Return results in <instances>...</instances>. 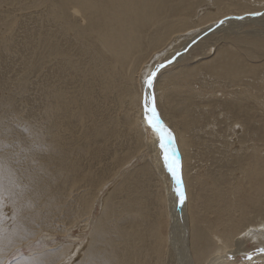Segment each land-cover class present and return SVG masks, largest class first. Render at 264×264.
<instances>
[{
  "label": "bare ground",
  "instance_id": "6f19581e",
  "mask_svg": "<svg viewBox=\"0 0 264 264\" xmlns=\"http://www.w3.org/2000/svg\"><path fill=\"white\" fill-rule=\"evenodd\" d=\"M6 1L12 8L24 3L33 4L36 22L40 29L26 33L27 38L32 39V42L25 39L31 47L27 49L28 58L32 57L31 60H33L35 57L42 70L52 71L49 79L44 76L43 82H47L48 85L44 84L42 88L41 116L45 119L44 125L47 122V127L44 129L43 125L40 129L36 128L34 135L36 134L37 139L35 138L32 143L36 149L31 148L37 152L44 151L46 157L50 159L42 161L43 163L36 160L39 162L37 167L39 166L44 173L43 179L38 180L37 188H35L37 195L32 196L31 193L34 190L30 191L28 189L30 186L27 188V185L21 183V174L14 166L0 159V177L3 179L1 183L7 185L5 193L17 209L15 223L23 222L28 210L32 211V215H36L39 212L38 208L44 203L55 206L62 201V196L50 191L45 195L44 203L35 205L37 199L40 198V203L44 200H41L43 196L38 197V195L50 189L51 184L48 182L58 183L60 187L65 185L69 190L71 186L77 189L80 187L79 179L77 181L70 178L71 173L77 171V166L65 164L56 159L59 157L62 158L61 160L66 159L59 156L61 154L59 152L65 146L67 147V144L62 145L70 134L71 125H83L91 121L95 115L94 108L98 104V98L101 96L107 100L111 96L110 100H116L118 105L129 106L132 112L135 111V121L131 113L127 115L129 130L133 129L131 125H136L142 136L146 134L147 140H149L148 135L150 136L148 150L155 153L154 160L157 161L160 156L164 175L166 177L169 175L170 182L173 181L174 197L170 194L166 195L165 187L160 185V194L156 195L160 203V217L151 226H146L149 230L148 237L143 239L138 237L141 236L138 229L143 228L141 225L148 216L145 210L147 206L143 202L145 197H140L135 192L129 202L126 201V206L130 207H128L127 215L123 214L124 209L118 212L116 210L118 208H114L110 200L105 205L103 218L96 222L90 235L88 245L90 254L88 253L80 264H163L168 259L167 255L171 253L175 264H208L210 259H212L211 264H232L233 262H229L226 255L251 249H254L253 253H257L260 247L264 249V8L249 5L241 10L244 12H228L220 18L218 14L214 20L208 21L210 24L204 26L191 24L212 10L213 0H200V9L204 4V10L199 9L197 12H195L196 3L192 0ZM225 1L232 0H218L221 5H225ZM234 1L235 3L246 2V0ZM229 16H233L235 20H228ZM220 21L225 22L215 33L223 31L233 23L253 24L255 29L245 30L241 36L227 37L228 47L214 50L211 47L208 53L202 56L205 59L202 65L206 66L208 72L214 77L216 81L214 87H217V90L214 87L208 91L202 88L201 93H196L193 88L190 89L197 97L206 98L203 104L204 107L213 109H209L211 114H220L217 122L223 125L226 134L229 149L228 167L232 173L229 176L231 188L226 194L224 189L212 184L213 188L210 191L213 197L208 199L207 206L214 220H211L209 226L205 228L194 225L193 220L190 219L191 215L190 220L185 223L188 218L187 206L190 204V208L192 207L194 186L199 181L200 175L196 169L187 166L185 159L182 158L180 146L176 147L174 140L175 129L172 122L174 119L178 122L182 118L178 104L174 106V95H171L176 84L168 81L164 89L160 87V81L168 77L171 70L185 60V55L162 70L151 89L146 87L145 82L158 65L167 62L182 47H186L198 38L200 33L218 26ZM0 23L4 27L16 26V23L5 24L2 17ZM25 42L24 44L27 45ZM199 45L202 44L199 42L194 48ZM5 46L4 49L1 46L3 51L7 50ZM194 48L186 56L193 52ZM203 58L200 59L203 60ZM175 76L173 74V77ZM189 78L188 74L182 81L176 77V80L180 82L176 86L181 89L179 85L184 87L186 82L189 85ZM134 83L139 87L138 93L134 90ZM146 93L155 95L160 120L161 122L163 120V125L172 133L173 139L165 140V144L175 149V157L180 162V175L187 197L183 205L178 202L171 173L164 164L162 166L164 150L161 147L160 134L154 132L152 136V132L150 133L147 129L149 124L144 110ZM112 105L114 106V103ZM188 113H190L189 110ZM91 122L97 123L96 119ZM96 129V136L99 137L100 128L96 127ZM185 135H187L186 132ZM176 137L183 136L179 134ZM182 145L183 147L189 145L186 139L182 140ZM156 161L154 163L152 159H149L147 162L156 169L158 167L154 165ZM144 167L147 169L148 163ZM149 174V170H144L138 174V177H149ZM218 182L223 183L222 177ZM67 188L63 190L67 191ZM144 189L140 193H148V187ZM115 194L118 198L122 193L120 194V190H117ZM195 197L203 202L200 194ZM171 198L174 202L173 207L172 204L169 205ZM89 204V200L83 198V207L75 216L77 219L86 214H88V220L90 219L93 205ZM58 208L60 209L61 205H57L56 209ZM164 222L168 226L167 234L162 233ZM123 224H130L131 226H128L133 231H128ZM52 226L53 223L48 221V224L43 227L52 229ZM44 228L41 227L39 230ZM40 232L31 230L30 235L35 236ZM68 232L65 231L66 234ZM19 234L21 232L15 231L11 236L14 238ZM11 236H0V245L12 243ZM98 239L101 241L99 242ZM67 244L60 249L62 252L59 256H63L65 252L62 264L69 262V259L75 257L79 251L75 244L71 242ZM69 246L72 248H68ZM262 252L263 254L257 255L253 262H264V251ZM219 259L223 261L220 263Z\"/></svg>",
  "mask_w": 264,
  "mask_h": 264
},
{
  "label": "rangeland",
  "instance_id": "374dc122",
  "mask_svg": "<svg viewBox=\"0 0 264 264\" xmlns=\"http://www.w3.org/2000/svg\"><path fill=\"white\" fill-rule=\"evenodd\" d=\"M192 1L196 3L195 12H197L201 7L200 0ZM212 2L214 5V7L211 6L212 10L208 13L206 12L207 14H204L201 19L194 20L191 25L203 24L207 26L218 14L220 18L228 12H244L241 10L249 7V5L256 8H264V0H246V2L241 1L238 3L232 0L225 1V5L219 4L218 0H213ZM203 5L202 7L204 8ZM10 7L6 0H0V21L2 17L5 24L8 22L16 23L14 28L4 27L0 23V159H4V161L10 163L17 169L21 174V183L27 185V188L30 186L28 188L30 191L34 190L31 193L33 196L37 195L35 188H37L38 180L44 177V173L39 169V166L37 167L38 161L40 160V163H43L42 161L50 160L46 157L44 151H34L36 146L32 145V143H34L35 138L37 139L36 134L34 135L35 130L37 131L36 128L40 129L44 125L43 122H45V119L41 116L43 105L42 88L47 82H43V80L44 76L49 79L52 71L49 69L42 70L39 67L38 59L35 57L33 60H31L32 57L28 58L27 49L31 47L28 46L27 40L32 42V39H28L27 34L30 30V32H33L40 29L39 24L36 22L33 4L24 3L15 8ZM203 8L200 10H204ZM231 17L229 16L227 19L235 20L233 16ZM222 24L219 22L218 26H213L205 33H200L198 35L199 37L194 39L195 42L191 41L186 47H182L178 53H174L175 55L167 62L158 65L154 72L155 76L153 77L154 83L162 70L173 65L179 57L185 55V60L178 67H174L168 77L160 81V87L164 89L168 81H173L177 85L180 82L176 80V77H179L182 81L183 77H187V74L190 76L189 85L185 81L186 85L184 87L179 85L181 87L180 89L175 85L171 92V95H174V106L178 104V110L182 114L180 121L177 122L174 119L172 123L175 129L173 133L176 147L180 146L182 158L185 159L187 166L196 169L200 175L199 181L194 186V197L191 199L192 207L190 208V204L187 206L188 218L185 223L191 219L194 225L197 224L199 227L202 226L205 228L209 226L211 220H214L207 206L208 199L213 197V193L210 191L213 188L212 184H216L221 189H224V194H226L231 188L229 176L232 173L228 167L229 149L227 147L226 134L223 125H219L217 122L220 114H211L209 109H213L204 107L203 104L206 98L203 96L197 97L190 89L193 88L196 93H201L200 90L202 88L208 91L214 87L216 83L214 77L208 72L206 66L202 65L205 61L203 58L204 54L208 53L211 47L213 50L215 48L222 49L223 47H228L226 44L227 37L241 36L245 33V30L255 29L253 24L233 23L223 31L215 33ZM208 36L210 37L208 38ZM199 42L202 45L194 48ZM4 45L7 48L5 51L2 50V48L4 49ZM193 48L195 50L186 56ZM200 58H203V60ZM184 73L186 74L184 75ZM173 74L176 76L173 77ZM144 80L145 77L143 78ZM138 88V85L134 83L136 93H138ZM214 88L216 90L218 89L217 87ZM205 95H208V93H205ZM108 98L111 99V96ZM110 99H105V101L100 96L98 98V104L94 108L95 115L91 119V121L96 119L97 123L93 124L89 121L83 125H71L70 134L67 135L68 139L66 138L62 145L67 144L68 148L65 146L60 152L59 150L57 151L61 153L59 156L66 158L61 160L62 158L59 157V159H56L57 161L65 162V164L69 165L72 164L75 167L77 166V171H73L74 173H71L70 178L77 181L83 180L78 183L80 187L77 189L71 186L69 190L65 185L60 187L58 183L53 184V182H48L51 184L50 189L46 193L42 192L38 195V197L43 196L41 200H44L40 203V198L37 199L38 201L36 200L35 205L38 206L44 203L46 200L45 195L50 193V191L58 193L64 200L62 199L55 206L54 204H50L51 206H49V204L44 203L42 207L38 208L39 212L36 215H32V211L28 210L29 213L26 212L25 220L17 224L15 223L17 209L14 202L5 193L7 185L1 183L3 179L0 177V236L4 237L5 235L7 237V235H13L15 231L21 232L17 236L14 235V238L11 236L12 243L0 245V264H62L65 252L63 256H59L62 252L60 249L70 242L75 244L76 249L79 251L75 257H71L69 262L64 264H80L90 252L88 249L90 235L96 222L103 218L106 203L111 200L113 207L118 208L116 209L118 212L124 209L125 212L123 214L127 215L129 213L127 210L130 207L128 205L126 206V203L134 196L135 192L140 197H145L143 198V202L147 206L145 210L148 213H146L148 216H146L147 220L144 221L145 224H140L143 228L138 229V233L141 234L138 237L142 239L148 237L147 232L149 230H147L148 228L146 226H151L160 217V203L156 196L160 194V185L165 187L164 193L166 195L170 194L174 197L172 193L173 181L170 182L171 178L169 175V178L164 175L160 165V156H158V160L156 161L153 157L155 153L148 150L147 145L150 142V136L148 135L149 140H147L146 134L142 136L136 125H131L133 129L132 131L129 130L130 124L126 120L127 115L131 113L135 121V111L132 112L129 106L118 105L116 100ZM113 103L114 106L112 105ZM188 110L190 113H188ZM46 123L44 129L47 127ZM187 123L189 124L188 126L186 125ZM32 126L34 127L32 128ZM96 127L100 128L99 137L96 136ZM147 129L150 133L152 132V136L156 132L150 126ZM185 132L187 135H185ZM179 134H182L183 137H176ZM184 139L189 144L187 147H183L182 145V140ZM83 147L86 148L84 149ZM31 148L34 149L32 150ZM182 158H180V161L183 164ZM149 159H152L154 163L156 161V164H154L158 166L156 169L147 162ZM146 163L149 165L147 169L144 167ZM53 164L55 163L53 162ZM163 164L164 162L162 161V166H164ZM144 170H149V177H138V174H141ZM236 173H238V170H236ZM220 177H222L223 183L218 182ZM225 180H227L226 183H224ZM146 187H148V193H140ZM63 188H67V191L63 190ZM117 190H120V194L122 193L118 198L116 195L117 192L115 194ZM197 194L202 196L203 202L195 197ZM83 198L89 200L90 206L93 205L89 220L88 214L78 219L75 217L79 214L80 208L83 207ZM171 204L173 207L174 202L172 198L171 202H169L170 206ZM57 205H61V208L56 209ZM190 215L191 218L189 219ZM48 221L53 223L52 229L43 227L48 224ZM86 223H88L87 226ZM164 224L162 226V233L167 234L168 226L166 222ZM123 225L128 231H133L129 227L131 226L130 224ZM41 227L44 229L39 230ZM31 230L41 232L34 236V234L30 235ZM68 230L70 231L68 232ZM65 231L68 233L66 234ZM98 241L100 242L101 240L98 239ZM66 248H64L65 251ZM68 248L71 249L72 247L69 246ZM261 249L260 247V251L257 253H253L254 249H251L242 253H231L226 256L229 262H233L232 264H264L263 261L253 262L257 255L261 256L263 254ZM167 257V261L165 263L163 262V264H175L172 253L171 255H167ZM211 260L208 261V264H211ZM222 261V259H219L220 263Z\"/></svg>",
  "mask_w": 264,
  "mask_h": 264
},
{
  "label": "snow or ice",
  "instance_id": "6c2138e0",
  "mask_svg": "<svg viewBox=\"0 0 264 264\" xmlns=\"http://www.w3.org/2000/svg\"><path fill=\"white\" fill-rule=\"evenodd\" d=\"M224 21H220L222 24ZM155 73H153L145 82L146 87L151 89L153 86V77ZM144 110L147 122L149 126L160 134L161 147L164 150V165L167 167L168 171L171 173L172 178L175 182V193L178 198V202L180 205H183L186 200V191L183 187V181L180 175V162L175 157V149L169 148L165 144V140L171 141L173 139L172 133L163 125L160 120L159 113L156 108V100L155 95L146 93L144 97ZM264 251V249H261Z\"/></svg>",
  "mask_w": 264,
  "mask_h": 264
}]
</instances>
